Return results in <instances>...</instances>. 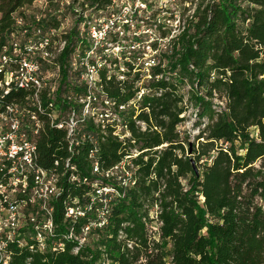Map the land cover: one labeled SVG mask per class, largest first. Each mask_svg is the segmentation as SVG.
<instances>
[{
	"label": "trees",
	"instance_id": "trees-1",
	"mask_svg": "<svg viewBox=\"0 0 264 264\" xmlns=\"http://www.w3.org/2000/svg\"><path fill=\"white\" fill-rule=\"evenodd\" d=\"M35 1L0 0V49L16 31L59 30L66 11L73 26L59 33L66 43L57 59L62 66L78 41L74 9L110 3L69 0L59 13L61 0H47V8L31 17L26 12ZM180 1L194 7L193 17L163 56L164 79L149 84L152 93L141 100L139 113H126L130 138L95 136L102 171L138 154L130 161L134 186L113 201L106 231L76 255L72 244L54 254L12 247L10 264H264V0ZM16 18L24 26L17 28ZM105 89L117 104L134 96L127 85L109 83ZM22 98L17 91L7 101ZM190 105L197 109L198 123L208 121L197 149L177 131ZM88 148L85 144L68 156L63 134L50 130L38 141V163L49 168L70 157L79 178L90 182ZM66 189L70 199L80 200L88 188L74 183ZM154 205L161 223L157 240L148 233ZM59 210L54 222L62 226ZM120 229L131 249L117 240Z\"/></svg>",
	"mask_w": 264,
	"mask_h": 264
},
{
	"label": "built area",
	"instance_id": "built-area-1",
	"mask_svg": "<svg viewBox=\"0 0 264 264\" xmlns=\"http://www.w3.org/2000/svg\"><path fill=\"white\" fill-rule=\"evenodd\" d=\"M36 1L47 8V0ZM67 6L69 0H61L59 13ZM74 12L78 41L65 65L57 62L66 44L59 37L63 27L46 34L13 32L0 49V264H10L12 247L54 254L72 244L76 255L106 231L113 201L134 186L130 161L138 154L102 171L95 136L130 138L126 113H139L141 100L152 93L149 84L164 79L163 56L170 54L194 7L180 0H110L106 7ZM15 24L24 26L21 18ZM109 83L130 86L133 98L117 104L106 92ZM17 91L22 100L7 101ZM136 126L145 129L140 122ZM50 130L63 134L68 156L88 145L92 181L79 178L70 157L49 168L39 165L38 141ZM74 183L88 188L80 200L66 194V185ZM59 209L62 226L54 222ZM158 215L154 205L148 228L153 240L159 237ZM122 229L117 240L131 249Z\"/></svg>",
	"mask_w": 264,
	"mask_h": 264
},
{
	"label": "rangeland",
	"instance_id": "rangeland-1",
	"mask_svg": "<svg viewBox=\"0 0 264 264\" xmlns=\"http://www.w3.org/2000/svg\"><path fill=\"white\" fill-rule=\"evenodd\" d=\"M43 7L39 5L38 1H36L33 6L28 9L26 12L29 16H37L40 13H42ZM61 12H64L62 10ZM63 14H66L65 21L63 25H61L63 28H72V15L69 14V12H64ZM188 87L186 86L183 90L184 93L188 91ZM187 98V97H186ZM218 103V101H215L214 104ZM197 109L194 108L192 105L188 106V110L185 114V121L178 126L177 131L181 134L182 139H185L189 142V144L194 145V148L197 149L198 145L202 143V139L197 140L200 133L204 130V127L207 125L208 121L206 119H203L200 123H198L196 118ZM252 131V130H251ZM253 132V131H252ZM134 153V152H132Z\"/></svg>",
	"mask_w": 264,
	"mask_h": 264
}]
</instances>
